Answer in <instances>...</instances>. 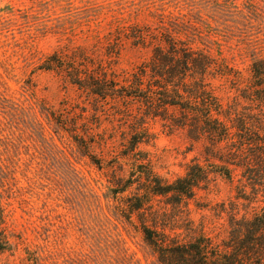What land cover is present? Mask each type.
I'll return each mask as SVG.
<instances>
[{
    "label": "rangeland",
    "instance_id": "374dc122",
    "mask_svg": "<svg viewBox=\"0 0 264 264\" xmlns=\"http://www.w3.org/2000/svg\"><path fill=\"white\" fill-rule=\"evenodd\" d=\"M133 28L141 33L136 42L118 37ZM115 39L121 46L111 59ZM170 41L210 61L205 81L235 127L264 120L250 72L251 61L264 58V0H0V103L20 113L15 120L0 113V232L11 245L0 251V264H158L105 198L107 181L131 168L132 161L115 158L134 128L148 135L136 149L163 180L195 162L209 171L189 199H154L153 223L167 239L202 235L223 251L238 222L264 208V156L241 166L240 153L182 127L175 109L149 113L142 100L104 102L62 72L34 70L52 52L78 50L112 68L121 83ZM151 82L142 77L144 87ZM48 111L67 127L75 122L77 135L93 142L91 156L113 168L92 165L69 134L48 123ZM215 165L228 168L231 180L214 173Z\"/></svg>",
    "mask_w": 264,
    "mask_h": 264
},
{
    "label": "trees",
    "instance_id": "16d2710c",
    "mask_svg": "<svg viewBox=\"0 0 264 264\" xmlns=\"http://www.w3.org/2000/svg\"><path fill=\"white\" fill-rule=\"evenodd\" d=\"M119 36L136 42L141 33L133 28L128 33L120 31ZM104 39L109 41L106 36ZM113 42H108L110 53L107 55L111 59L118 54L121 46V40L115 39ZM91 64L89 57L78 50L70 54L52 52L34 70L62 72L70 84L104 102L142 100L149 113L160 108L175 109L183 116L182 127L188 126L196 135L204 133L215 143H228L234 156L240 153L243 160L241 166L263 163L264 120L249 126L239 120L243 123L242 127H235L229 117L222 113L221 105L205 81L211 63L202 52L193 50L189 45L170 41L165 47L153 49L148 67H138L136 72L123 77L121 83H117L112 68L101 61ZM250 72L253 98L263 105L264 58L253 59ZM145 75L152 80L147 87L141 83ZM4 106V103H0V113L5 111L6 118L15 120L20 115L16 105ZM43 116L48 123L57 127V134H69L81 155L98 170L113 168L111 162L91 156L93 142L77 135L75 122L67 127L64 120L51 111L43 113ZM131 132L121 145L119 157L115 158V164L119 158L132 161L131 168L126 177L113 175L112 181H107L105 198L111 203L108 205L110 213L142 236L158 264H264V208L251 219L238 222L223 251L213 247L202 235L188 242H180L169 240L163 232L157 231L153 223L156 218L152 204L154 199H171V204L189 199L200 183L206 180L209 171L195 162L186 167L182 176L171 182L165 181L153 172L144 154L136 149L148 135L136 132L135 128ZM214 168V173L231 180L228 168L216 165ZM10 247L0 232V251L9 250Z\"/></svg>",
    "mask_w": 264,
    "mask_h": 264
}]
</instances>
